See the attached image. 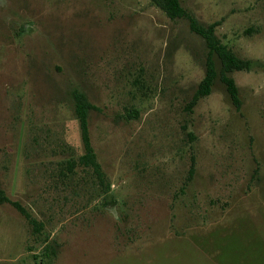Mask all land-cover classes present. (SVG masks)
<instances>
[{"label":"rangeland","instance_id":"rangeland-1","mask_svg":"<svg viewBox=\"0 0 264 264\" xmlns=\"http://www.w3.org/2000/svg\"><path fill=\"white\" fill-rule=\"evenodd\" d=\"M180 3L254 62L231 74L239 109L219 80L184 108L207 49L150 0H0V189L42 222L54 264H264V0ZM73 89L97 108L107 194L90 170L63 176L83 153ZM41 248L0 204V264Z\"/></svg>","mask_w":264,"mask_h":264},{"label":"trees","instance_id":"trees-1","mask_svg":"<svg viewBox=\"0 0 264 264\" xmlns=\"http://www.w3.org/2000/svg\"><path fill=\"white\" fill-rule=\"evenodd\" d=\"M150 1L169 19H186L188 21L189 30L203 39L207 49L204 61L203 78L198 82L193 95L184 108L186 110H191L197 104L199 99L210 94L216 80H219L224 84L231 103L236 109H239L241 106L239 91L231 74L234 71L249 70L254 62L237 56L231 48L219 40L215 34V27L219 24L218 21L206 25L199 23L197 19L192 16V14L188 13L181 5L180 0ZM71 97L74 104V113L79 122L83 153L78 155L77 158H72L66 161L63 176L66 177L67 173H74L76 168L90 170L95 177L98 188L102 190L103 194H107L108 185L105 182V175L96 159L95 152L91 145L87 124L88 111L97 108L88 101L83 92L77 89L72 90ZM194 170V158L191 156L188 173L185 178L186 184L191 180ZM5 202L12 205L21 215L24 216L30 225L32 234L36 238L37 242L39 241V243L42 244L40 252H33L32 257L35 263L54 264V260L57 255V243L54 242V239L50 238L49 233L45 234L42 222L31 216L29 211L18 201L10 200L0 189V204Z\"/></svg>","mask_w":264,"mask_h":264},{"label":"clouds","instance_id":"clouds-1","mask_svg":"<svg viewBox=\"0 0 264 264\" xmlns=\"http://www.w3.org/2000/svg\"><path fill=\"white\" fill-rule=\"evenodd\" d=\"M118 218V217H117Z\"/></svg>","mask_w":264,"mask_h":264}]
</instances>
